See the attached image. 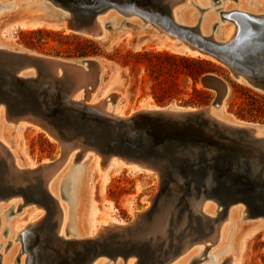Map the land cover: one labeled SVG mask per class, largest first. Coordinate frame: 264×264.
I'll return each mask as SVG.
<instances>
[{
    "label": "bare ground",
    "instance_id": "obj_1",
    "mask_svg": "<svg viewBox=\"0 0 264 264\" xmlns=\"http://www.w3.org/2000/svg\"><path fill=\"white\" fill-rule=\"evenodd\" d=\"M8 1H14L15 4L18 2V0ZM39 1L40 4L37 7L39 10L44 11V14L25 17L28 20L22 21V27L64 28L67 31L100 39L108 43L109 41L106 39L111 36L110 33L120 31L125 25H131L129 21H133V25H138L140 28L145 29H149L148 26L152 25L151 31L161 35L164 38L162 39L163 41H165V38L171 40L172 46L176 51L200 56L225 66L230 69L234 79L264 92V79L261 76V78H256L251 73L235 72L228 64L214 56L205 54L180 38L167 33L164 34V31L135 14L136 12L125 15L118 8H111L95 18L97 33L87 34L85 32L81 33L73 26V21L77 22L78 20L76 15L83 14H74L63 9L60 0L56 3L52 0ZM168 1L174 2L172 11L175 22L189 28H199L204 37L211 38L218 43H231L242 29V21L233 16L232 13L238 11L257 18H264V0L251 1L252 4H256L257 9L250 7L248 4H243L242 0H236L240 4L239 7L227 3L223 8L215 9L216 12H219L217 19L210 10L216 0ZM209 1H212V3ZM218 1L217 4L228 0ZM200 4H203V6L204 4L211 5V7L206 8L205 6L203 8ZM3 6L8 8L12 7L13 4H4ZM3 6L0 5V7ZM189 8H193V10ZM206 10H210L209 12L212 13L205 15L204 12ZM196 12H198L200 17H193ZM118 16H121L123 21H121L120 27L114 28L117 25L116 18ZM213 20L217 21L210 24ZM224 20L227 21V24L222 25L221 22ZM136 22L137 24H135ZM21 56H24L26 61L17 59L23 58ZM33 57L52 60L51 62L54 63L55 67L53 68V65L48 63L47 66L44 65L40 68L42 66L40 61L36 62V59H31ZM0 59H3L6 68L11 71L17 70V76L26 79L28 91L36 89L41 91L44 89L49 83H43V80H51L52 78L64 80L62 87L64 89L62 92L63 97L68 99L70 103L84 105L90 111L105 116L113 122L115 118L130 120L138 114H156L157 111L167 112L175 117L166 125L157 122L156 126L161 127L160 135L168 138L172 136L171 133L175 130L177 132L175 136H179L178 133L182 128H190V131L186 132V136L189 137L191 132H193V136L198 137L201 135L206 140L210 139L217 142V146H208L209 151L204 153L210 161H214L215 157L220 153H224L227 147H244L240 148L244 149L241 158L242 160L246 159L252 165L256 174L258 166L264 160V125L243 124L233 118L231 119L225 113L226 99L229 95L230 87L225 80L214 74L206 76L220 81L217 89L208 88L215 90L219 94L209 107L210 117L222 125L215 127L213 124L210 126L204 125L202 119H199V121H187L188 114L199 112L205 107L197 109L174 105L160 107L146 104L142 108L132 110L126 114L110 95L99 98L97 96V85L101 72L105 70L106 66L97 57L78 59L50 57L24 50L13 43L9 44L0 35ZM19 65L22 67L19 68ZM65 65L70 67H65ZM51 82L52 84L54 83L53 81ZM40 84H43V87ZM40 98L42 99L43 96ZM50 102L51 100L41 103V109L33 108V102L23 105L22 108H17V106L9 104L4 98H0V235H3L5 227L3 215H6V219L10 220L7 219L9 221L7 229L10 232L9 237L12 236V238L20 242L15 244L13 239V246L10 247V243L4 247L7 248L6 250L8 251L5 252H8V254L6 253L7 256L0 260V264H15V254L18 253L20 246L25 258L21 259L20 255L16 254L18 255L16 258L17 264H60L64 247L61 246L60 241L54 239L55 230H57V236L66 241H78L79 244L75 248L81 252L80 254L85 252L84 243L92 242L94 245L97 244L98 252L101 253L97 254L98 256L91 264H238L241 242H238L236 237L241 232V223L246 222L250 225L264 223V214H259L255 218L251 217V209L241 200L229 206L225 220L218 225L219 217L224 212L227 203L219 199L220 197L215 192L213 193L212 189L215 184L208 181L207 191L201 194L200 202L196 196L195 184L191 185L192 196L184 197L179 189L183 183V178L171 180L168 183L165 181L176 177V173L180 176L179 172L171 173L170 177L165 175L170 171L166 159L162 161L154 156L138 157L136 153L126 152L118 146L108 147L103 143L97 144L94 138L79 134V131L83 129L76 126L78 124L77 119L68 121L69 126L66 124L64 126H56L53 123L55 122L54 118H51L47 112L42 111L49 107ZM66 107L74 109L75 106L67 105ZM35 111L37 114H35ZM27 124L33 126L36 130L45 132L61 144L62 154L58 160L45 161L37 165L31 162L25 163L18 158L19 156L17 157V153L14 152L12 147V139L8 137L6 139L3 136L5 133L3 132L2 134V131L6 127L16 131L21 125L26 126ZM91 124L96 126L97 123L91 122ZM91 124L87 123V130L85 131L94 133L95 131L90 126ZM224 126L252 128L255 140L258 141L255 143L249 137L238 136ZM101 127L110 130L112 135L119 140L117 131H114L117 127H114V125ZM9 129L7 128V130ZM136 137L137 134L132 135L133 139ZM118 140L116 139L115 143L125 142L121 141L124 140L122 138H120V141ZM204 142L208 141L204 140ZM115 143L112 142V144ZM133 144V148L136 147V143L134 142ZM184 146L185 144L181 145L183 151H177L179 159L185 153V156L197 161L199 153L201 151L204 152L198 145L190 143L187 147ZM88 158H93L94 163L105 174L115 164H124L137 171L154 173L159 178V192L147 199L149 206L144 210L131 209L134 215L131 223L115 218L113 215L89 223V217L93 214L89 204L92 189L91 170L93 166H87L86 159ZM68 162L69 165L67 164ZM65 164L68 166L62 174L65 173L64 176L66 177L60 182L59 174L61 173L59 171L66 166ZM233 166L237 167V164L234 163ZM191 175H195V172H191ZM234 175L235 173H227L226 177ZM43 188L54 199L57 207L48 205L43 199ZM62 189L67 192L66 196L69 199V201L65 199L66 202H69L67 206H64L66 202L63 205L62 202L64 200L61 201V196H65V193L61 191ZM215 191L219 193L218 190ZM200 203L201 205L199 206ZM28 207L31 208L27 209ZM185 208L191 210V219L188 218L189 212ZM199 211L205 216L202 221L203 224H198L197 222L198 218L196 215ZM18 213L19 216L13 218ZM217 226H219V233L214 238L211 229H215ZM200 227L203 228L201 229ZM171 234H173V237ZM172 238H174L173 241ZM169 249L171 256L177 250L179 253L173 260L166 261L170 254ZM3 255L5 254L3 253ZM22 255L21 257H23ZM21 261L24 263H21ZM68 264L72 263L69 262Z\"/></svg>",
    "mask_w": 264,
    "mask_h": 264
},
{
    "label": "rangeland",
    "instance_id": "obj_2",
    "mask_svg": "<svg viewBox=\"0 0 264 264\" xmlns=\"http://www.w3.org/2000/svg\"><path fill=\"white\" fill-rule=\"evenodd\" d=\"M251 1L242 0L243 4L257 9L256 4H252ZM209 2L212 3V1ZM217 2L219 1L213 2L214 6L210 9L216 19L219 17V12H216L215 9H221L227 3L236 7L240 6L236 0L223 1L219 4ZM4 4H13V6L7 8L3 6ZM38 4H40L39 0H18L16 4L14 1L0 0V5L3 6L0 7V35L9 44L13 43L24 50L50 57L61 59L99 58L106 67L101 72L98 81L97 96L102 98L110 95L126 114L142 108L146 104L197 109L205 107L213 102L219 94L215 90L206 88L200 80L203 76L214 74L225 80L230 87L225 113L231 119L243 124L264 125V92L237 81L230 69L225 66L200 56L176 51L171 40L165 38L163 41L164 38L161 35L151 31L152 25L148 26L149 29H145L138 25L137 27L133 25V21H129L131 25H125L120 31L110 33L111 36L106 39L109 41L108 43L67 31L64 28L22 27V21L28 20L25 17L44 14V11L38 9ZM201 5L203 8L211 7V5ZM189 9L193 10V8ZM26 10L32 11L27 12ZM194 10L196 11V9ZM210 10H206L204 14H211ZM193 17L198 18L200 15L196 12ZM121 21L123 18L118 16L116 18L117 25L114 28L120 27ZM216 21L213 20L210 24ZM225 23L227 24L226 20L221 22L222 25ZM194 58L208 61L209 64L205 71H199L197 66L190 62ZM7 128L10 127L3 129L2 134L5 133L3 136L6 139H12L14 152L25 163L31 162L40 165L45 161H56L62 154V146L57 140L52 139L43 131L36 130L31 125H21L16 131L11 128L7 130ZM86 160L88 167L93 166L89 201L93 214L89 217V223L107 218L109 215L131 223L134 219L131 209L144 210L149 206L147 199L159 192V178L154 173L137 171L124 164H115L105 174L94 163L93 158ZM67 164L69 165V162ZM68 165L60 170L62 172L59 171L61 173L59 174L60 182L66 177L65 173H62L65 172ZM61 191L66 196L67 192L64 189ZM65 196H61V201L64 200L63 205L66 200L69 201ZM68 204L69 202H66L64 206ZM29 208L31 207L27 209ZM14 216L13 218L18 217L19 213ZM3 217L5 218V227L3 235H0V241L2 240L0 242L2 249L0 260H3V257L8 254L5 252L8 251L7 248L4 247L10 243V247L13 246L14 241L15 244L20 243L12 236L9 237L10 232L7 229L10 220L6 219V215ZM241 225V232L236 237L237 241L241 242L238 264H264V223L250 225L242 222ZM20 247L16 254L20 255L22 259L25 258V254L21 252ZM16 254V257L14 256L15 264H17L18 256ZM21 263L24 262L21 261Z\"/></svg>",
    "mask_w": 264,
    "mask_h": 264
},
{
    "label": "water",
    "instance_id": "obj_3",
    "mask_svg": "<svg viewBox=\"0 0 264 264\" xmlns=\"http://www.w3.org/2000/svg\"><path fill=\"white\" fill-rule=\"evenodd\" d=\"M56 3L58 0H52ZM63 6L62 8L70 11L76 15L78 18L77 22L74 20V27L76 30L85 33L95 34L97 33V23L95 18L106 12L111 8H118L125 15H130L136 12L138 16H141L147 22H151L164 34L167 33L171 36L180 38L185 42L189 43L192 47L200 49L205 54H210L215 58L228 64L235 72H241L245 74H253L256 78L264 79V18H257L250 14L234 12L233 16L239 18L242 21L243 26L238 36L229 44L215 42L211 38L204 37L199 28H189L178 24L173 19V5L174 2L168 0H60ZM180 1V0H179ZM178 1V2H179ZM155 27V28H156ZM252 39V40H250ZM23 58L17 59H24ZM31 59H36V62L40 61L42 68L44 65L50 63L55 67L54 63L50 60L43 58L33 57ZM29 61V60H28ZM20 66V65H19ZM20 66L19 68H21ZM65 67H70L65 65ZM12 72V73H11ZM259 72V73H258ZM261 76V77H260ZM49 81V82H48ZM53 81L54 83L52 84ZM26 79H22L17 76V70L11 71L5 67L3 59H0V98H4L9 104L17 106V108H22L23 105L33 102V108L41 109L44 102L51 100L49 107L42 111L48 113L51 118H54L53 122L56 126L70 125L68 121H76L79 128L83 129L79 131V134H84L95 139L97 144L103 143L108 147H121L123 150L131 151V153H136L138 157H151L154 156L160 160H167V166L170 171L165 174L170 177L171 173L179 172L180 176L177 175L173 179H166L168 183L171 180H179L183 178V183L180 185L179 189L182 191L183 196L191 197L193 190L191 185L195 184V191L198 201L203 192L207 191L208 181L213 184V193L220 197L223 202H226L224 212L219 217V224L225 220L229 206L237 201H244L249 208L250 216L255 218L259 214H264V160L258 166L257 173H254L252 165L245 159L242 160V151L244 147H227L224 153H220L214 161H210L206 158L205 154L209 151L208 146H217V142L210 139L206 140L201 135L186 136L190 131V128H182L179 131V136H175L177 132L173 130L171 137L165 138L160 135L161 127H157V122H161L166 125L175 116L170 115L167 112L157 111L156 114H138L135 115L130 120H123L115 118L114 122L105 116L99 115L90 111L84 105L72 104L63 97V82L57 78H52L51 80H43V83H49L41 91L36 89L33 91H28L26 87ZM204 86L207 88L219 87L220 81L210 76H203L200 80ZM43 87V84H40ZM32 92V94H31ZM43 96L41 99L40 97ZM215 100H213L214 102ZM212 103V102H211ZM211 103L205 108H202L199 112L190 113L187 115V121H199L202 119L204 125L210 126L211 124L215 126H222L221 124L215 122L209 114V107ZM67 105L75 106L74 109H68ZM31 106V105H30ZM33 110V109H31ZM76 110V111H75ZM34 111V110H33ZM159 112V113H158ZM35 114L36 111H35ZM75 117V118H74ZM52 122V120H50ZM80 121V123H79ZM91 122H96V126H92ZM87 123H90L95 131L94 133H89L85 130ZM74 125V124H73ZM113 126L117 127L116 130L118 138L112 135L110 130H106L101 126ZM227 127L228 130L233 131L238 136L249 137L253 142L256 143L254 130L252 128H235ZM98 134V135H97ZM133 134H137L136 138H132ZM95 135V136H94ZM124 139L115 143L117 139ZM145 140H141L144 139ZM148 138V139H147ZM141 140V141H140ZM208 141V142H204ZM261 141V140H260ZM114 142L115 144H112ZM136 143V147L133 148V143ZM194 144L200 146L203 150L199 153V158L197 161L195 159H190L183 153L178 158V150L183 151L181 145ZM237 164L234 167L233 164ZM197 166V167H195ZM235 170V172H233ZM228 171V172H226ZM191 172H195V175H191ZM227 173H235L234 176L226 177ZM215 190H218L217 193ZM42 196L46 203L49 205L56 206V202L49 195L45 188L42 189ZM200 202V201H199ZM251 202V203H250ZM201 203L199 204V206ZM189 212L188 218L191 219V210L185 208ZM196 217L198 218V224H203L205 216L199 211ZM201 229L203 227H200ZM54 239L60 241L61 246L64 247L62 252V258H60V264H91V262L98 256L97 244L92 242H86L83 244L84 253L75 248L79 244L78 241H66L59 236H57V230L54 232ZM212 235L218 236L219 226L215 229H211ZM173 237V234H171ZM174 238H172L173 241ZM188 244V243H187ZM168 255L166 261L173 260L179 251L173 252L171 256V251ZM61 254V253H60ZM146 254V253H144Z\"/></svg>",
    "mask_w": 264,
    "mask_h": 264
},
{
    "label": "trees",
    "instance_id": "obj_4",
    "mask_svg": "<svg viewBox=\"0 0 264 264\" xmlns=\"http://www.w3.org/2000/svg\"><path fill=\"white\" fill-rule=\"evenodd\" d=\"M160 55L162 56V54H160ZM160 55H157V56H160ZM187 61H189V60L187 59ZM190 62L195 64L197 66V69L201 72L205 71L206 66L209 64L207 60H202L199 58H194V59L190 60Z\"/></svg>",
    "mask_w": 264,
    "mask_h": 264
}]
</instances>
